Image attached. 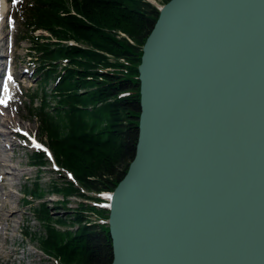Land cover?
<instances>
[{
    "label": "water",
    "instance_id": "95a60500",
    "mask_svg": "<svg viewBox=\"0 0 264 264\" xmlns=\"http://www.w3.org/2000/svg\"><path fill=\"white\" fill-rule=\"evenodd\" d=\"M159 8L111 264H264V0Z\"/></svg>",
    "mask_w": 264,
    "mask_h": 264
},
{
    "label": "trees",
    "instance_id": "16d2710c",
    "mask_svg": "<svg viewBox=\"0 0 264 264\" xmlns=\"http://www.w3.org/2000/svg\"><path fill=\"white\" fill-rule=\"evenodd\" d=\"M18 8L20 38L31 41L29 54L38 59L41 76L40 86L27 94L30 110L56 163L67 172L62 182L53 180L48 187L38 180L26 184L24 194L42 198L57 192L65 200L73 195L102 200L89 191L114 189L136 154L139 64L160 8L151 0H19ZM38 29L48 33H36ZM51 79L55 84L49 93L46 84ZM38 97L41 102L34 105ZM48 161L43 149L30 153L32 164ZM32 208L43 224L34 239L54 260L51 264L112 263L108 223L91 222L82 212L95 210L107 218V208L84 201L82 210L66 216H54L45 201Z\"/></svg>",
    "mask_w": 264,
    "mask_h": 264
},
{
    "label": "rangeland",
    "instance_id": "374dc122",
    "mask_svg": "<svg viewBox=\"0 0 264 264\" xmlns=\"http://www.w3.org/2000/svg\"><path fill=\"white\" fill-rule=\"evenodd\" d=\"M151 1L157 6L164 2ZM7 4L0 46V60L4 62L2 72H5V66L7 67L6 76L1 75L0 80L5 76L4 80H9L10 86V99L6 104H0V264H51L54 260L34 239V233L41 232L43 224L35 218L32 205L40 201L48 202L54 216L73 213L81 209L80 202L84 201L98 208L106 207L101 206L105 203L102 202V195L94 191L89 193L96 194L102 200L79 195L70 196L65 200L62 194L57 192H47L42 198L24 194L26 184L32 186V183L38 180L42 186L48 187L53 180L62 182L63 175L67 172L59 169L52 160L42 166L30 162V153L36 145L30 138L21 135L19 129L23 127L39 139H44L39 130L38 118L30 110L31 100L27 95L40 86L41 76L37 74L39 62L29 55L31 41L20 38L22 18L18 0H8ZM64 64L65 61L61 62V65ZM54 81L55 79H51L46 84L49 93L53 89ZM40 102L38 97L34 105H39ZM82 212L89 216L91 222L103 223L102 221L106 220L105 215L95 210L83 209ZM106 213L109 214V209ZM26 229L30 233L27 234Z\"/></svg>",
    "mask_w": 264,
    "mask_h": 264
},
{
    "label": "bare ground",
    "instance_id": "6f19581e",
    "mask_svg": "<svg viewBox=\"0 0 264 264\" xmlns=\"http://www.w3.org/2000/svg\"><path fill=\"white\" fill-rule=\"evenodd\" d=\"M7 3H8V0H0V42H1V39L3 37L2 33H1L2 24L4 22L3 19H4V15H5L6 11L8 10L7 9V5H8ZM4 89H5V91L3 92V95H2L4 103L2 102V104H5V99H6L7 95H8L7 90L9 89V80L6 81Z\"/></svg>",
    "mask_w": 264,
    "mask_h": 264
},
{
    "label": "snow or ice",
    "instance_id": "6c2138e0",
    "mask_svg": "<svg viewBox=\"0 0 264 264\" xmlns=\"http://www.w3.org/2000/svg\"><path fill=\"white\" fill-rule=\"evenodd\" d=\"M9 79H11V77L9 76ZM39 147V145H37Z\"/></svg>",
    "mask_w": 264,
    "mask_h": 264
}]
</instances>
